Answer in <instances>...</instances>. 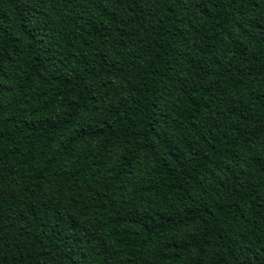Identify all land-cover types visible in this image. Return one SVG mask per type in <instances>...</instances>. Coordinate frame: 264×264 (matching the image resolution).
<instances>
[{"label": "trees", "instance_id": "trees-1", "mask_svg": "<svg viewBox=\"0 0 264 264\" xmlns=\"http://www.w3.org/2000/svg\"><path fill=\"white\" fill-rule=\"evenodd\" d=\"M0 264H264V0H0Z\"/></svg>", "mask_w": 264, "mask_h": 264}]
</instances>
